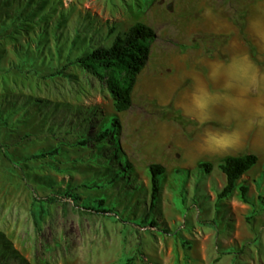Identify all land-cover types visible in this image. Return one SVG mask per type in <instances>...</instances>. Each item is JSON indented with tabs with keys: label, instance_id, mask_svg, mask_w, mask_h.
<instances>
[{
	"label": "rangeland",
	"instance_id": "obj_1",
	"mask_svg": "<svg viewBox=\"0 0 264 264\" xmlns=\"http://www.w3.org/2000/svg\"><path fill=\"white\" fill-rule=\"evenodd\" d=\"M255 1L0 0V264H264L263 160L217 200L218 160L199 161L207 172L174 165L158 152L153 101L115 113L105 85L72 63L135 22L184 37L206 6L242 23L252 54L243 22ZM150 163L162 168L152 201Z\"/></svg>",
	"mask_w": 264,
	"mask_h": 264
},
{
	"label": "crops",
	"instance_id": "obj_2",
	"mask_svg": "<svg viewBox=\"0 0 264 264\" xmlns=\"http://www.w3.org/2000/svg\"><path fill=\"white\" fill-rule=\"evenodd\" d=\"M258 9L264 10V0L255 1L248 8L243 22L245 38L254 51L252 54L242 46L234 21L227 18L218 7L194 9L195 16L188 20L184 37L177 33L172 41L155 38L150 42L146 60L134 76L129 92L130 105L151 100L157 108H169L186 120L180 125L160 112L154 119L160 136L158 152H168L174 165L186 167L202 160L219 161L244 154L264 160V125L248 123L255 111L264 105V91L254 88L248 92L246 85L236 89L239 78L248 74L249 61L255 65L260 85L264 86V32L254 30L250 24L258 14ZM227 31L230 33L225 40ZM196 32L203 34L204 39L198 41L193 36L188 38L190 33L194 35ZM246 40H243V44ZM233 58L231 65H217L218 71L227 74L225 79H229L233 87H224V79L209 78L213 62H227ZM252 83L255 84V76ZM193 90L201 94L212 93L209 99L215 107L208 125L201 126L189 111L186 102ZM133 115L141 116L139 113ZM206 127L239 128L243 133V141L238 148L227 152L200 151L199 145Z\"/></svg>",
	"mask_w": 264,
	"mask_h": 264
},
{
	"label": "trees",
	"instance_id": "obj_3",
	"mask_svg": "<svg viewBox=\"0 0 264 264\" xmlns=\"http://www.w3.org/2000/svg\"><path fill=\"white\" fill-rule=\"evenodd\" d=\"M239 33H241L242 23L236 21ZM155 38L153 30L140 22L131 24L121 35H116L107 47H94L80 56L74 58L72 63L77 64L80 68L94 76L98 82L105 85L109 93L113 111L115 113L122 112L130 106L129 92L134 81V76L143 66L150 42ZM61 69H64L62 67ZM60 71L54 74H59ZM162 115L165 113L170 118L184 124L186 120L179 114L169 108H155ZM111 125L114 132L118 131V123L116 118H111ZM52 154L55 153L51 152ZM38 154L34 157H42ZM256 158L252 154H244L234 157H226L218 161L217 168L224 177V183L215 194L217 200L226 198L230 195L236 180L248 170L254 163ZM264 163V160H263ZM204 172L209 170L210 164L202 162L197 165ZM149 175V199L154 200L158 191V176L162 172V168L158 164L150 163L146 166ZM246 186L239 184L237 187V196L241 203L250 204L246 197ZM264 211V204H262ZM109 212V210H105ZM247 219V218H246Z\"/></svg>",
	"mask_w": 264,
	"mask_h": 264
},
{
	"label": "clouds",
	"instance_id": "obj_4",
	"mask_svg": "<svg viewBox=\"0 0 264 264\" xmlns=\"http://www.w3.org/2000/svg\"><path fill=\"white\" fill-rule=\"evenodd\" d=\"M254 30L258 29L260 32H264V10L258 9V14L252 18L250 22ZM233 60L217 61L210 65L209 78L212 80L224 79V87L231 88L233 85L229 84L228 79H225L226 73L218 71L217 65H231ZM250 65L248 74L239 78L237 89L240 85H246L248 92H251L254 88L264 91V86L260 85L258 70L255 65L248 62ZM255 76V84L252 83V79ZM247 94V93H245ZM212 93L201 94L195 90L190 95L187 104L191 114L195 115L197 122L201 126L208 125L211 121L212 109L215 107L210 102L209 97ZM258 123L264 125V105H261L254 113L253 117L248 121L249 124ZM243 141V133L239 128L221 129L206 127L204 129L203 136L200 141V149L202 151H209L214 153L227 152L229 150H235Z\"/></svg>",
	"mask_w": 264,
	"mask_h": 264
},
{
	"label": "bare ground",
	"instance_id": "obj_5",
	"mask_svg": "<svg viewBox=\"0 0 264 264\" xmlns=\"http://www.w3.org/2000/svg\"><path fill=\"white\" fill-rule=\"evenodd\" d=\"M229 80V79H228ZM222 84V83H221ZM201 87V86H200ZM205 87V86H204ZM198 88V87H197ZM196 89V88H195ZM205 89V88H204ZM233 89V88H232ZM237 89V88H236ZM239 89V88H238ZM200 90V89H199ZM234 90V89H233ZM196 91V90H195ZM205 91V90H204ZM235 91V90H234ZM201 92V91H200ZM202 93V92H201ZM188 95V94H187ZM188 97V96H187ZM186 98V97H185ZM187 103V102H186ZM185 104V103H184ZM185 106H186V104H185ZM200 151H201V149H200Z\"/></svg>",
	"mask_w": 264,
	"mask_h": 264
}]
</instances>
